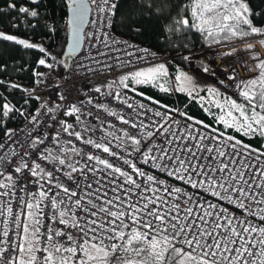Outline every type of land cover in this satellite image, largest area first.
Masks as SVG:
<instances>
[{
    "label": "snow or ice",
    "instance_id": "1",
    "mask_svg": "<svg viewBox=\"0 0 264 264\" xmlns=\"http://www.w3.org/2000/svg\"><path fill=\"white\" fill-rule=\"evenodd\" d=\"M28 3L35 5L37 0ZM156 3L136 0L132 7L141 18H151L159 11ZM64 4L70 13L72 51L80 46V30L90 5L103 14L92 21L98 26L117 10L111 0H64ZM7 7L25 17L39 16L38 10L27 6L10 3ZM258 15L246 0H192L190 15L177 16L171 30L175 34L194 29L209 45L219 44L264 35V26L253 24L252 17ZM46 27L50 33L57 31L54 21ZM107 39L104 32L105 47ZM0 40L38 50L43 56L37 66H55L48 60L55 62L56 57L40 45L3 32ZM182 58L190 60L189 56ZM253 59L258 61V77L237 83L235 69L225 76L243 103L226 96L221 101L222 94L214 86L204 89L212 99L200 96L199 100L225 130L264 139V59ZM201 70L218 75L210 67ZM32 76L39 84L43 74L33 70ZM167 76L163 63L122 75L117 90L109 85L106 95L128 111L93 105L107 114L102 118L89 111L86 115L95 120L93 124L81 119L80 107L71 106L64 114L74 116L75 124L52 117L59 128L20 144V152L10 148L0 155V164L6 165L0 167V264H264V150L151 97L145 98L159 108L129 102L119 91L135 92L133 85H151L167 92L160 83ZM175 79L176 91L196 98L200 89L191 77L180 71ZM218 83L226 86L224 79ZM213 106L218 115L211 111ZM18 111L9 103L0 104V126ZM173 114L185 119H174ZM29 123L38 125V115H32ZM13 135L14 130L6 129L9 140ZM49 140L55 150L41 149ZM5 147L0 144V149ZM9 156L17 161L15 165ZM159 173L180 185L160 178ZM30 187L37 190L28 191ZM224 203L237 211H230Z\"/></svg>",
    "mask_w": 264,
    "mask_h": 264
},
{
    "label": "trees",
    "instance_id": "2",
    "mask_svg": "<svg viewBox=\"0 0 264 264\" xmlns=\"http://www.w3.org/2000/svg\"><path fill=\"white\" fill-rule=\"evenodd\" d=\"M246 2L253 12L260 13V15L252 17L254 26H264V0H246ZM10 3H15L17 7L27 6L30 9H36L39 16L25 17L15 9L8 8L7 5ZM134 3L136 0H118L113 20L114 31L146 43L157 51L174 56V64L171 62L172 68H176L175 63L186 66L187 63L182 58L183 56L209 45L194 29L186 32L177 31L175 34L171 30V21L177 16L184 18L190 15L192 0H157L156 7L159 11L151 18H147L146 15L141 18L138 10L132 7ZM185 7L188 9L187 12L184 11ZM53 21L57 28L54 34L50 33L46 27ZM135 28L140 30H133ZM0 32L40 42L44 48L51 51L53 57H56L57 66L53 70L55 79L62 80L66 77V67L60 63V61H67L64 51L67 43L68 24L64 0H39L35 5L28 3V0H0ZM219 45L232 46L227 41H222ZM42 56L43 54L36 49H25L11 42L0 40V104L9 103L19 110L11 113L9 118H5V124L0 126V141L7 127L20 124L27 117V113H32L38 105L35 98L24 97L21 88L24 89L33 84V70L47 69L45 66L36 64V61ZM12 84L21 87L13 88ZM136 91L169 107L179 106L188 116L203 121L220 131H226L227 134L235 136L245 144L264 150V139L258 136L244 137L234 130H225L223 125L216 124L213 116L205 112L204 107L194 98L189 97L187 93L164 92L151 85H137ZM45 97V103L41 105L39 111L44 110L49 103L58 100L59 94L56 89H51ZM19 112H23L25 115L21 116Z\"/></svg>",
    "mask_w": 264,
    "mask_h": 264
},
{
    "label": "built area",
    "instance_id": "3",
    "mask_svg": "<svg viewBox=\"0 0 264 264\" xmlns=\"http://www.w3.org/2000/svg\"><path fill=\"white\" fill-rule=\"evenodd\" d=\"M111 2L117 4L118 0H111ZM102 15L103 14L95 10L94 5H90V15L84 31L83 43L79 52L73 56L70 61H67L66 78L56 83H51L52 81L49 82L47 78L40 77L39 79L41 82L39 84L33 82L32 85L26 87V91H23L22 95L24 97L35 98L37 100L41 95H46L49 90L56 89L59 94V99L49 103L44 110L39 111L37 114L39 120L38 125L29 123L30 117L27 116L20 124L7 127L6 129L14 130V135L12 140H9L4 134L0 144H4L6 147L0 149V155L8 152L10 148L16 152H20V144H24L25 141L30 142L40 133H52L54 129L59 128V124L54 123L52 117H54L56 121L63 120L69 124H75L76 121L74 116H66L64 114L71 106L80 107L82 112L81 119L93 124L95 120L86 115L89 111L92 112L93 116L99 115L103 118L107 115L102 110L94 108L93 105H108L111 110L117 112L128 111L125 105L120 104L112 97L106 95L109 89L102 83H107L124 72L140 69L153 64H168L174 62V56L157 51L146 43L115 32L113 29L114 15H109L108 19L102 21L99 26L92 23V21L98 20V17ZM104 32L108 33V47H105V42L103 40ZM113 41H116V43H113ZM142 49H147L148 52L145 53L141 51ZM139 57H146V59H138ZM52 63H55L54 68H52V70H54L57 66V61H52ZM96 88H100L101 92L97 93L95 91ZM112 90L116 91L117 88H112ZM119 91L127 95L129 102L135 100L136 103L142 102L146 106L150 105L153 108H159V105L152 104L150 100L145 98L146 96L139 95L137 91L133 92L130 89H119ZM89 100H91L92 103H89ZM170 108L179 109L183 112L179 106ZM48 109H52L50 114L48 113ZM160 110L164 111V109ZM173 118L185 119L175 114H173ZM108 119L116 124L117 128L121 127L118 121L111 117H108ZM187 122L191 123V121ZM49 125H51V127H49ZM29 133L31 135H29ZM64 138L67 139L66 136ZM14 141L17 143H14ZM40 147L41 149L48 147L55 150V145L50 140L46 141L45 145ZM9 159L11 160L10 156ZM11 163L15 165L17 161L11 160ZM140 166L144 167L145 170H150L145 165ZM0 167H6V165L0 164ZM46 167L49 171L52 170L51 165H46ZM150 171L155 173L154 169ZM158 175H160L162 179H168L169 182L175 183L178 186L180 185L179 181H174L172 178L166 177L162 173ZM36 190L37 188L34 187L28 188V191L31 192H35ZM189 191H192V189H189ZM17 194L19 195V192ZM203 195L208 196L207 193ZM208 198L215 199L210 196ZM12 206L15 210V201L12 202ZM223 206L228 207L230 211H237L226 203H224ZM45 223H47V220H45ZM56 227L63 226L56 225ZM73 235H75V232H73Z\"/></svg>",
    "mask_w": 264,
    "mask_h": 264
},
{
    "label": "rangeland",
    "instance_id": "4",
    "mask_svg": "<svg viewBox=\"0 0 264 264\" xmlns=\"http://www.w3.org/2000/svg\"><path fill=\"white\" fill-rule=\"evenodd\" d=\"M26 41L42 46L40 42H34L31 40H26ZM262 41H264V36L250 35V36L243 37V38H233V39L227 40V42H229V44H232V46H220L219 44H212V45H208L204 49L194 51L192 53H188L186 56H189L190 60L186 61L187 63L186 66L183 64L175 63L176 68H172L171 62L168 64H165L168 69V76L165 80H162L160 83L163 84L165 88H168L169 91L171 92H174V93L179 92L175 90L177 87V82H176L175 77L180 71H182L185 74H187L189 77H191L193 80V83L197 86L198 89H200L197 93L194 94L196 96V98L194 99L199 104H201L199 100L200 96H204L206 98V101L208 99H212L211 97L208 96V93L204 90L206 87H210V86H214L222 94L221 97H218V99H221V101L223 97L226 96V97H230L231 99L236 100L237 103H243V100L241 97H239L234 84L231 81H228L225 78V76L226 74L231 75L233 72V69H235L237 83L240 80H248V79L258 77L259 75V69L257 68L258 61L253 59V57L259 56L261 59H264V43H262ZM248 48H254L255 51L253 52L241 51L242 49H248ZM46 50L48 53L51 54V51H48V49ZM226 53H232V55H226ZM51 56L53 57L52 54ZM65 60H67V58ZM64 62L67 64V61H64ZM48 63H52L51 58H49ZM153 65H156V64H153ZM153 65H149L143 68H147ZM203 67H210V70H215L218 75L213 77V75H211L210 73H204L201 70ZM143 68H140V69H143ZM140 69L121 73L114 79L110 80L109 82L102 83V84H104V86L107 89H109L108 88L109 85H112V88H116V82L119 81V78L122 75L131 73V72H134ZM38 72L43 74L41 78H47L49 82L52 81L51 83H56L58 81H61V80L55 79L54 74L52 73L53 72L52 69L42 68ZM220 79L225 80L226 86L218 83V80ZM136 86L137 85H133V87L135 88ZM24 89H26V87ZM45 96L46 95L43 94L39 97V99H37V103H38L37 107L32 113H27V116L31 117L32 115L38 114L37 110H39L41 105L45 103V98H46ZM205 106H207V103H205ZM211 111L214 114H217V115L219 114V110L216 109L214 106L211 108Z\"/></svg>",
    "mask_w": 264,
    "mask_h": 264
},
{
    "label": "water",
    "instance_id": "5",
    "mask_svg": "<svg viewBox=\"0 0 264 264\" xmlns=\"http://www.w3.org/2000/svg\"><path fill=\"white\" fill-rule=\"evenodd\" d=\"M38 1L39 0H37V2ZM89 15H90V11H89L88 17L85 20V23L81 26V30H80V46L78 48H76L74 51H72L69 48V45L72 43L71 26L68 24V19L70 17V13L67 11L68 36H67V43H66L65 51H64V57L67 58V61H70L72 59V57L75 56L79 52V50H80V48L82 46L83 39H84V31H85L86 25H87L88 20H89Z\"/></svg>",
    "mask_w": 264,
    "mask_h": 264
},
{
    "label": "crops",
    "instance_id": "6",
    "mask_svg": "<svg viewBox=\"0 0 264 264\" xmlns=\"http://www.w3.org/2000/svg\"><path fill=\"white\" fill-rule=\"evenodd\" d=\"M5 34H7V33H5ZM7 35H9V34H7Z\"/></svg>",
    "mask_w": 264,
    "mask_h": 264
}]
</instances>
